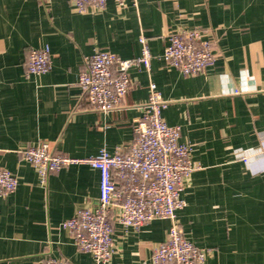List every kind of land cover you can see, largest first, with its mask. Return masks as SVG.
<instances>
[{"label": "crops", "instance_id": "1", "mask_svg": "<svg viewBox=\"0 0 264 264\" xmlns=\"http://www.w3.org/2000/svg\"><path fill=\"white\" fill-rule=\"evenodd\" d=\"M202 30L215 43L203 73L187 76L162 59L167 36ZM145 37L153 59L138 63ZM48 47L51 68L28 75L33 49ZM98 50L130 60L131 89L110 112L94 110L79 86ZM151 84L167 104L197 167L177 212L186 239L205 248L204 264H264V0H108L75 10L70 0H0V168L18 179L0 196V264H97L62 224L98 205L100 174L73 165L42 178L24 159L41 142L76 159L126 151ZM171 220L138 229L113 224L109 264H153Z\"/></svg>", "mask_w": 264, "mask_h": 264}, {"label": "built area", "instance_id": "2", "mask_svg": "<svg viewBox=\"0 0 264 264\" xmlns=\"http://www.w3.org/2000/svg\"><path fill=\"white\" fill-rule=\"evenodd\" d=\"M108 0H70L75 10L103 9ZM124 7L126 0H115ZM162 59L187 76L204 72L214 60L215 43L200 29L178 30L167 36ZM138 63L150 70L153 59L145 37ZM130 60L98 50L86 60L79 86L90 106L106 113L119 108L129 90ZM51 68L50 48L33 49L28 56V75H44ZM143 116L136 122L134 139L126 151L111 155L102 150L96 157L76 159L54 154L41 142L24 151V159L45 178L73 165H88L100 174V197L96 208L80 210L62 224L77 249L90 254L97 264H109L114 252L113 224L138 229L157 219L171 220L166 240L153 253V264H204L205 248L185 238L177 212L187 206L183 198L186 182L197 167L190 158V146L181 141L180 128L169 126L162 117L167 104L151 84ZM18 179L0 168V196L17 190ZM41 264H67L48 255Z\"/></svg>", "mask_w": 264, "mask_h": 264}]
</instances>
